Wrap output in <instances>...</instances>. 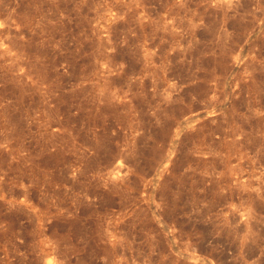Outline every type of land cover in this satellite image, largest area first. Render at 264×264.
<instances>
[{
  "label": "rangeland",
  "instance_id": "obj_1",
  "mask_svg": "<svg viewBox=\"0 0 264 264\" xmlns=\"http://www.w3.org/2000/svg\"><path fill=\"white\" fill-rule=\"evenodd\" d=\"M0 264H264V0H0Z\"/></svg>",
  "mask_w": 264,
  "mask_h": 264
}]
</instances>
